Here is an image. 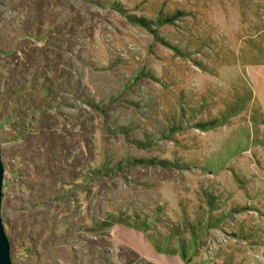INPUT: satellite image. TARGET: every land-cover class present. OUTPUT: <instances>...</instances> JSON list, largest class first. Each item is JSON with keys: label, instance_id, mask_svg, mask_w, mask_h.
<instances>
[{"label": "rangeland", "instance_id": "rangeland-1", "mask_svg": "<svg viewBox=\"0 0 264 264\" xmlns=\"http://www.w3.org/2000/svg\"><path fill=\"white\" fill-rule=\"evenodd\" d=\"M263 115L264 0H0L13 264H264Z\"/></svg>", "mask_w": 264, "mask_h": 264}, {"label": "water", "instance_id": "water-1", "mask_svg": "<svg viewBox=\"0 0 264 264\" xmlns=\"http://www.w3.org/2000/svg\"><path fill=\"white\" fill-rule=\"evenodd\" d=\"M5 171L6 168L2 159V148L0 142V264H13L11 257V243L6 234L1 215Z\"/></svg>", "mask_w": 264, "mask_h": 264}, {"label": "crops", "instance_id": "crops-1", "mask_svg": "<svg viewBox=\"0 0 264 264\" xmlns=\"http://www.w3.org/2000/svg\"><path fill=\"white\" fill-rule=\"evenodd\" d=\"M263 119H264V115H263ZM113 229H114V227H113ZM112 229V230H113ZM121 234H120V236H118L119 237V239L121 240V241H123V242H125L126 244H128L129 246H131L134 250H136L139 254H141V255H145V256H147L146 255V253L144 252H140V250H142V249H140L139 247H138V242H136V241H133V240H131L130 238H126L123 234H122V232H120Z\"/></svg>", "mask_w": 264, "mask_h": 264}, {"label": "trees", "instance_id": "trees-1", "mask_svg": "<svg viewBox=\"0 0 264 264\" xmlns=\"http://www.w3.org/2000/svg\"><path fill=\"white\" fill-rule=\"evenodd\" d=\"M126 229L128 228V227H125ZM113 229V228H112ZM122 229H123V227H122ZM130 230L129 229H127L126 231H124L123 230V232H122V234L126 237V238H130V239H132V232H129ZM119 232V231H118ZM121 234V233H120Z\"/></svg>", "mask_w": 264, "mask_h": 264}]
</instances>
